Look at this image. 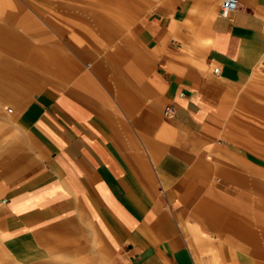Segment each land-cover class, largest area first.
I'll return each instance as SVG.
<instances>
[{
    "label": "crops",
    "instance_id": "obj_1",
    "mask_svg": "<svg viewBox=\"0 0 264 264\" xmlns=\"http://www.w3.org/2000/svg\"><path fill=\"white\" fill-rule=\"evenodd\" d=\"M221 2L0 0V104L24 140L0 178L15 262L262 264L264 188L223 183L263 175L240 141L264 101V0Z\"/></svg>",
    "mask_w": 264,
    "mask_h": 264
},
{
    "label": "rangeland",
    "instance_id": "obj_2",
    "mask_svg": "<svg viewBox=\"0 0 264 264\" xmlns=\"http://www.w3.org/2000/svg\"><path fill=\"white\" fill-rule=\"evenodd\" d=\"M8 109L6 105L2 106L0 104V121L2 115H9L7 121H4L5 126L0 127V178L4 177L6 171L11 168V164L17 156L16 154L23 152V150L15 148L16 143L23 138L21 134H18L17 131L15 132L14 126L12 125L15 122V118L13 114H7ZM249 109L250 111H248L247 117H243L241 121L245 134L242 135L240 142L243 143L242 147L245 148L243 152L246 154L247 162L254 165L257 164V168L260 170L259 173L263 175H259L261 180L254 181L251 179L255 177L248 174L247 177L250 179L245 182V185H240L238 182L223 183L232 193L235 190L242 189L247 191L248 195L251 192L254 193L255 189L259 186H263L264 188V101H257L256 105ZM249 168L250 165L247 166L248 173L250 172ZM0 237L2 236L0 235ZM84 255H87L89 258H85ZM84 255L61 253L51 255L50 257H46V259H41L42 257L35 255L33 260L28 256L26 257L28 260L23 259V261H21L20 255L19 263H17L15 262L14 246L8 245L5 247L0 244V264H96V261L90 254ZM259 261V263L264 264L262 258Z\"/></svg>",
    "mask_w": 264,
    "mask_h": 264
},
{
    "label": "built area",
    "instance_id": "obj_3",
    "mask_svg": "<svg viewBox=\"0 0 264 264\" xmlns=\"http://www.w3.org/2000/svg\"><path fill=\"white\" fill-rule=\"evenodd\" d=\"M239 9L238 0H222L221 2V11L220 14L222 17H229L232 13H235ZM214 72L216 74L219 73V69H215ZM182 96L184 94H181ZM174 106L170 105L166 109V116L169 119H172L174 116Z\"/></svg>",
    "mask_w": 264,
    "mask_h": 264
}]
</instances>
